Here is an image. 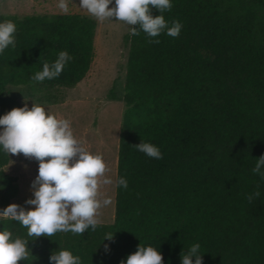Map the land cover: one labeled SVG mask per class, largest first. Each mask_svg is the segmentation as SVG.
<instances>
[{"label": "trees", "instance_id": "1", "mask_svg": "<svg viewBox=\"0 0 264 264\" xmlns=\"http://www.w3.org/2000/svg\"><path fill=\"white\" fill-rule=\"evenodd\" d=\"M171 2L163 15L169 27L174 19L182 23L177 38L166 30L154 38L143 31L129 35L117 162V179L126 178L128 187H116L114 222L82 235L58 232L29 241L38 258L32 264H50L59 249L82 264H126L140 244L156 247L163 264H181V252L196 243L203 264H264V180L252 172L264 155V0ZM5 20L17 31L15 48L0 54V116L24 106L5 94L9 85L72 88L88 75L95 18L0 14ZM156 39L160 43L149 42ZM63 50L73 59L61 75L32 82ZM141 139L159 147L163 158L131 146ZM9 162L0 148V211L20 192L5 170ZM258 184L261 195L249 203L246 196ZM4 226L34 239L18 222L0 217ZM107 233L114 239L104 240Z\"/></svg>", "mask_w": 264, "mask_h": 264}, {"label": "clouds", "instance_id": "2", "mask_svg": "<svg viewBox=\"0 0 264 264\" xmlns=\"http://www.w3.org/2000/svg\"><path fill=\"white\" fill-rule=\"evenodd\" d=\"M71 0H58L57 7L63 14L70 12ZM112 5V7H109ZM80 8L98 22L108 20L122 21L132 26L130 37L139 36L143 31L147 37H158L165 32L177 38L183 27L179 20H173L171 27L163 13L173 7L171 0H80ZM156 9L159 15L154 16ZM138 26V27H137ZM17 25L12 20L0 22V54L9 46L15 48ZM150 43H160L158 39ZM73 57L67 50L60 51L54 62L43 63L41 71L31 76V81H43L58 78L66 64ZM25 100V99H24ZM0 148L5 154L20 155L38 162V175L32 182L34 198L25 201L34 206L28 210L18 204H10L0 217L18 222L27 229L24 239L14 236L9 227L0 229V264H29L37 257L28 248L29 241L39 237H52L58 232H71L82 235L91 228L95 230L101 223L100 210L112 204L111 198H101V188L112 185L113 180L106 176L110 171L102 154H96L85 147V141L77 139L71 121L57 117L44 104L33 101L29 109L25 100L23 107L13 108L0 116ZM137 151L150 158L162 159L159 147L141 139L131 145ZM264 155L256 159L254 174L264 180ZM116 187L127 189L128 181L119 177ZM2 187V186H0ZM259 184L246 199L252 203L260 197ZM114 239L113 233H107L104 240ZM200 244H193L187 252H181V264H203ZM105 251L108 246L105 245ZM50 264H82L81 258L69 250L59 249L50 255ZM125 264V261H121ZM126 264H163L162 253L153 246L138 245L137 250L127 257Z\"/></svg>", "mask_w": 264, "mask_h": 264}, {"label": "rangeland", "instance_id": "3", "mask_svg": "<svg viewBox=\"0 0 264 264\" xmlns=\"http://www.w3.org/2000/svg\"><path fill=\"white\" fill-rule=\"evenodd\" d=\"M57 4L58 0H0V14H63ZM79 5L80 0H71L68 14L90 16ZM131 27L114 19L97 21L94 61L88 75L75 87L9 85L5 91L7 96L16 98L22 105L26 100L29 109L34 101L46 105L57 117L70 120L76 138L85 141L89 151L103 155L110 169L106 176L113 180V184L101 188V198H111L112 204L100 210V224H111L115 219V181L119 140L126 110L124 94ZM38 167L34 159L25 158L23 154H10V163L5 170L18 177L20 188L18 198L12 204L25 209L34 207L25 201L34 198L31 186L38 175Z\"/></svg>", "mask_w": 264, "mask_h": 264}, {"label": "crops", "instance_id": "4", "mask_svg": "<svg viewBox=\"0 0 264 264\" xmlns=\"http://www.w3.org/2000/svg\"><path fill=\"white\" fill-rule=\"evenodd\" d=\"M9 163H10V162H9ZM8 165H9V164H8ZM12 176H13V175H12ZM14 177H16V176H14ZM16 178H17V183H18V180H19V179H18V177H16ZM19 194H20V192H19ZM18 196H19V195H18ZM18 196H17L16 198H14L13 200L17 199ZM13 200H12V201H13ZM12 201H11V204H12ZM30 208H32V207H30ZM30 208H27L26 210H28V209H30Z\"/></svg>", "mask_w": 264, "mask_h": 264}]
</instances>
